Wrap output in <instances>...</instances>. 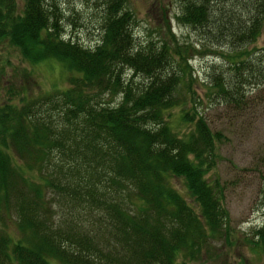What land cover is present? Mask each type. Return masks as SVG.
<instances>
[{
  "label": "trees",
  "instance_id": "trees-1",
  "mask_svg": "<svg viewBox=\"0 0 264 264\" xmlns=\"http://www.w3.org/2000/svg\"><path fill=\"white\" fill-rule=\"evenodd\" d=\"M84 1L101 10L92 45L65 37L58 0H0V42L7 36L31 62L59 59L73 73L66 88L0 106V264L198 258L211 238L229 234L223 185L208 175L224 133L194 107L178 117L192 125L175 129L170 109L185 101L176 88L186 71L175 68L169 42L137 43L126 0ZM175 1L178 21L226 46V68L210 64L216 104L246 111L254 99L245 95L264 92V45L248 49L264 25V0ZM178 175L197 206L171 182ZM11 218L15 234L6 230ZM252 230L264 261V222Z\"/></svg>",
  "mask_w": 264,
  "mask_h": 264
},
{
  "label": "rangeland",
  "instance_id": "rangeland-1",
  "mask_svg": "<svg viewBox=\"0 0 264 264\" xmlns=\"http://www.w3.org/2000/svg\"><path fill=\"white\" fill-rule=\"evenodd\" d=\"M58 1L62 2L65 16L68 15L63 20L65 37L70 35L84 45L94 44L100 34L97 28L101 23L100 6L84 0ZM15 2L18 6L23 4V0ZM126 4L135 15L132 29L136 42L150 38L160 43L162 38L166 39L175 68H185L176 88L178 98L185 101L182 106L175 105L170 109L169 120L173 127L182 132L190 127L191 120L181 123L178 117L181 107L190 112L194 107L205 115L211 128L218 127L224 133L222 140L216 143L217 163L209 169L208 175L218 177L223 185L221 200L229 213V234L227 238L224 235L211 238L208 241L210 248H203L198 258L178 253L173 264H264L262 252L253 249L254 245L249 241L252 227L264 222V102L259 104L256 101V98L264 100V92L256 93L255 89L247 93L246 98L254 99V104L244 112L216 104L215 91L210 86V64H221L226 68V57L221 55L227 51L226 46L205 43L192 27L178 21L175 14L179 9L175 0H126ZM259 33L253 42L248 43V49L264 45V25ZM20 52L7 36L3 37L0 42V106L7 99L17 102L22 97H35L38 93L69 86V77L73 73L59 59L46 57L31 62ZM124 71L126 77H130L131 70L125 68ZM133 79L140 82L142 75H133ZM101 95L110 102L120 99L119 94ZM10 151L12 159L21 163L13 149ZM182 180L178 175L171 182L187 202L197 206ZM5 221L6 230L15 234L12 218Z\"/></svg>",
  "mask_w": 264,
  "mask_h": 264
}]
</instances>
